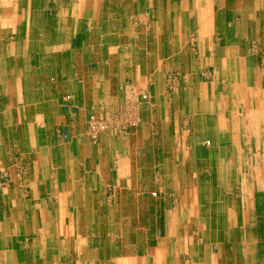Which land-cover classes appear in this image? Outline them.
I'll list each match as a JSON object with an SVG mask.
<instances>
[{"label": "crops", "instance_id": "crops-1", "mask_svg": "<svg viewBox=\"0 0 264 264\" xmlns=\"http://www.w3.org/2000/svg\"><path fill=\"white\" fill-rule=\"evenodd\" d=\"M0 167V264H264V0H0Z\"/></svg>", "mask_w": 264, "mask_h": 264}, {"label": "built area", "instance_id": "built-area-1", "mask_svg": "<svg viewBox=\"0 0 264 264\" xmlns=\"http://www.w3.org/2000/svg\"><path fill=\"white\" fill-rule=\"evenodd\" d=\"M166 80L170 89L176 86L178 75L168 74ZM68 99V97H66ZM141 101H147V95L140 94ZM137 124L136 106L129 101L124 102L114 114H91L87 118L86 132L91 141H95L100 133L106 130L112 132L126 131ZM208 143L206 142V145ZM7 183L5 170L0 167V185Z\"/></svg>", "mask_w": 264, "mask_h": 264}]
</instances>
